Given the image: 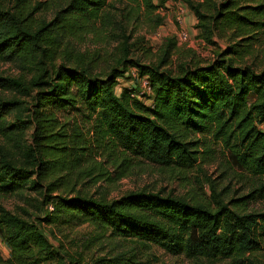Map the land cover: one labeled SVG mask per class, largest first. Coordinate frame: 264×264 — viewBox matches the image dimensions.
<instances>
[{
	"label": "trees",
	"instance_id": "16d2710c",
	"mask_svg": "<svg viewBox=\"0 0 264 264\" xmlns=\"http://www.w3.org/2000/svg\"><path fill=\"white\" fill-rule=\"evenodd\" d=\"M129 1L158 7L153 0ZM186 1L199 37L227 44L208 61L189 49L173 67L174 38L153 58L141 38L132 41L131 31L115 21L108 0H0V61L31 73L28 80L0 76L2 91L29 98L24 109L19 100L0 97V195L26 189L42 198L35 220L0 205V235L10 255L0 256V264H137L134 253L73 255L43 228L82 223L111 241L264 264L252 255L264 245V211L229 207L211 180L212 202L145 189L107 198V187L126 176L136 158L192 167L211 158L218 141L252 178L249 195L264 197V60L256 62L264 48V0ZM110 27L116 51L104 57L78 46ZM130 69L149 80V94L136 81L120 85ZM70 111L88 125L86 133L58 114ZM101 182L107 187L90 194L88 187Z\"/></svg>",
	"mask_w": 264,
	"mask_h": 264
},
{
	"label": "rangeland",
	"instance_id": "374dc122",
	"mask_svg": "<svg viewBox=\"0 0 264 264\" xmlns=\"http://www.w3.org/2000/svg\"><path fill=\"white\" fill-rule=\"evenodd\" d=\"M35 1L37 0H33L34 3ZM39 1L44 3L48 0ZM108 1L112 2L109 11H111L115 21L121 25H125L127 32L131 31L132 41L141 38L143 43H145V47L151 49L153 58L167 38H174L178 52L172 57L173 67L180 59L184 60V58H181L180 53H186L189 49L193 50L196 53L195 55L200 59L208 61L212 59L215 50L224 48L227 44L225 39H221L218 40L217 46L209 45L199 37V31L195 28L197 20L186 0H164L163 2L153 0V3L157 4L158 7L151 10L142 2H131L129 0ZM184 29L188 32L189 39L183 42L179 40L178 35ZM113 30V27H110L104 29L101 36H86L83 41L80 40L78 42V46L82 50L95 51L98 49L105 57V52L116 51L119 46V40L114 38ZM263 49H260L256 62L264 60ZM139 53L140 51L135 54L139 55ZM131 71L132 69H130ZM0 76L24 77L28 80L31 77V73L23 71L15 63L0 61ZM132 81H135L132 76L128 80L120 79V85L129 86ZM136 83L137 85L139 84L137 81ZM0 97L6 100L17 99L21 102V106L24 109L29 105V98L14 90L2 91L0 89ZM145 101L148 104L150 103L149 100ZM22 113L26 115L28 112L27 110H23ZM58 114L61 119L68 116L71 119V123L76 121L81 128L84 126L82 128L84 130L88 127V125L83 124L81 117L75 111H70L69 114L58 112ZM13 116L14 113L9 116V119L13 120ZM84 132L86 133V130ZM28 136L29 134L25 137L27 141ZM1 139L0 136V143L2 142ZM212 147L211 158H205L204 161L201 158L194 166L186 168L177 166L168 167L159 163H153L147 159L136 158L133 160L132 168L126 176L115 180L108 187L105 182L99 184L100 189H96L95 186L88 187L90 194L96 195L97 190L101 191L107 187V198L113 199L131 190L145 189L186 199L197 196L204 201L212 202L210 185L213 183L216 189L221 192V197L229 207L237 206L245 212H263L264 197L259 196L258 194L260 193L249 195L251 188L254 186L252 185V178L235 166L228 149L224 147L221 141L213 143ZM208 180H211V183ZM79 187L82 188L83 186ZM244 195H247V197L237 200L238 197ZM41 201L42 198L39 193L26 189L0 195V205L6 210L26 219L35 220L42 209ZM49 207L50 205L47 208L45 207V209H50ZM43 228L47 234L52 229L55 236V239L53 236L51 237L52 241L57 243L59 241L73 255L93 254L95 256H111V254L116 252H123L125 254L124 257H128L131 253H134V257L131 260L136 261L137 264H232L230 260L223 258L210 260L194 259L184 254H172L157 245H141L130 240L112 239L114 241H111L109 240L111 239L110 237L101 235L88 223L54 226L52 228L44 226ZM252 255L258 261L264 263V245L260 249L254 250ZM0 256L4 260L10 256L9 248L5 245L4 241H2L0 248ZM123 264L132 263L124 260Z\"/></svg>",
	"mask_w": 264,
	"mask_h": 264
},
{
	"label": "built area",
	"instance_id": "2783aa9c",
	"mask_svg": "<svg viewBox=\"0 0 264 264\" xmlns=\"http://www.w3.org/2000/svg\"><path fill=\"white\" fill-rule=\"evenodd\" d=\"M178 38L180 41H183V42L188 41L189 34L184 29V30L180 31ZM131 76L133 77V79H135V81L139 82L141 93H142V91H143V93H146V92L150 93L151 92L150 82L147 78L139 77L135 69H132ZM262 128L264 129V124L262 125ZM49 208L51 209V206ZM1 246H2V241L0 239V248H1Z\"/></svg>",
	"mask_w": 264,
	"mask_h": 264
}]
</instances>
